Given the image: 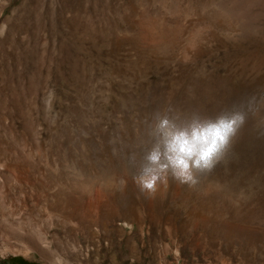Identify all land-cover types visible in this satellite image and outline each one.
I'll use <instances>...</instances> for the list:
<instances>
[{"label":"rangeland","instance_id":"rangeland-1","mask_svg":"<svg viewBox=\"0 0 264 264\" xmlns=\"http://www.w3.org/2000/svg\"><path fill=\"white\" fill-rule=\"evenodd\" d=\"M253 97L203 182L221 214L192 219L187 186L120 188L154 110ZM133 213L137 253L118 230ZM22 262L264 264V0H0V264Z\"/></svg>","mask_w":264,"mask_h":264},{"label":"clouds","instance_id":"clouds-1","mask_svg":"<svg viewBox=\"0 0 264 264\" xmlns=\"http://www.w3.org/2000/svg\"><path fill=\"white\" fill-rule=\"evenodd\" d=\"M255 108L253 97L214 115L182 112L171 104L154 110L137 147L126 154L127 177L120 188L126 189L130 179L139 193L149 196L170 182L199 192L205 178L225 161Z\"/></svg>","mask_w":264,"mask_h":264},{"label":"bare ground","instance_id":"bare-ground-1","mask_svg":"<svg viewBox=\"0 0 264 264\" xmlns=\"http://www.w3.org/2000/svg\"><path fill=\"white\" fill-rule=\"evenodd\" d=\"M113 182V181H112ZM114 183V182H113ZM165 187L161 186L159 188V190L155 193V195L153 196L158 197L160 195H162L165 191H164ZM172 189V188H171ZM126 190V189H125ZM166 190V189H165ZM180 190V189H179ZM127 191V190H126ZM168 192V191H167ZM124 193V192H123ZM211 194L212 191L209 190L208 187H206L204 184H202L201 189L199 192H194L192 190L189 191L188 193V197H192L196 202L194 205V213L192 214V219L197 220L198 218H200V216H202V213H209L210 215H219L222 213V211L219 209V204L225 200H220L221 197H219L218 200H220V202L218 201H214L212 199H215L214 197L216 195H214V197L211 199ZM213 196V195H212ZM223 199V198H222ZM229 202V201H228ZM194 204V203H193ZM222 207V204L220 205ZM101 207H102V201L97 198L94 199L93 204H92V210L93 212L96 213V215H100L101 214ZM223 208V207H222ZM191 209V208H190ZM224 211V210H223ZM221 212V213H220ZM119 216V215H118ZM117 216V217H118ZM186 216V215H185ZM114 217V216H113ZM51 216H47L45 223L47 225H49V220H50ZM97 218V217H96ZM118 219L121 222V225L123 226V228H119V231H122L123 233V239L120 241L121 244H125V246H127L132 253H137V244L135 242H133V244L129 245V240L132 239L131 238V234H133L134 232V225H138V223H145L148 219H150L149 216H140L139 213H133V216H129V217H118ZM159 219V218H158ZM191 219V218H190ZM157 220V219H156ZM149 221V220H148ZM193 221V220H191ZM33 222V221H32ZM106 223V222H105ZM158 225H161L160 220L156 222ZM34 224L36 225V221H34ZM43 224V223H42ZM155 224V225H157ZM52 225V224H51ZM105 224L101 225L100 229H96L95 230V243L96 245L100 244V240L101 238H103L106 241V245H108L109 247H113V241L111 240V235L109 236V234L107 233L108 230L104 229ZM161 227V226H160ZM41 228V227H40ZM96 228V225H95ZM106 228V227H105ZM118 228V227H117ZM166 228V227H165ZM41 230V229H40ZM129 230V231H128ZM140 233H141V242L143 244L145 236H147V234H145L143 232V228L139 227ZM198 230V229H197ZM110 232V231H109ZM94 234V232H93ZM127 235V236H126ZM129 237V239H128ZM119 238V237H118ZM146 240V239H145ZM139 241V242H140ZM141 245V244H140ZM166 246V245H165ZM97 247V246H96ZM100 247V246H99ZM140 248V247H139ZM168 251L167 246L164 248V252L166 253ZM175 254H177L179 251L176 248V250H174ZM131 255V254H130Z\"/></svg>","mask_w":264,"mask_h":264},{"label":"trees","instance_id":"trees-1","mask_svg":"<svg viewBox=\"0 0 264 264\" xmlns=\"http://www.w3.org/2000/svg\"><path fill=\"white\" fill-rule=\"evenodd\" d=\"M23 261V260H21L20 258H12V261ZM23 264H27L26 262H22Z\"/></svg>","mask_w":264,"mask_h":264}]
</instances>
